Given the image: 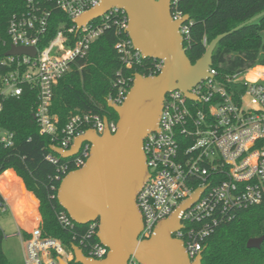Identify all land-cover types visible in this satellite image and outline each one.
Wrapping results in <instances>:
<instances>
[{
	"label": "built area",
	"instance_id": "built-area-1",
	"mask_svg": "<svg viewBox=\"0 0 264 264\" xmlns=\"http://www.w3.org/2000/svg\"><path fill=\"white\" fill-rule=\"evenodd\" d=\"M100 1L27 0L26 11L13 15L8 24L11 46L35 47L37 53L35 56H6L3 64L8 71L0 79V113L6 99L22 96L26 91L35 92V119L40 134L51 137L52 150L54 147L70 149L75 139L90 129L100 135L107 128L112 132L117 130L118 121L97 112L76 114L60 129L58 118L50 112L55 86L80 60L88 58L92 44L106 30L115 29L120 37L115 48L122 64L116 71L115 92L108 102L123 104L133 86L136 68L145 67L149 75H154L164 64L162 60L154 59L153 64L146 66V58L135 47L127 31L129 17L123 8L113 7L78 28L74 20ZM178 2L172 0L176 19L184 16L176 10ZM54 8L67 14L74 24L59 29L42 47ZM189 21L181 26L184 42L190 38ZM204 43L207 45L206 39ZM262 60L246 70L261 82L238 83L235 79L239 74L221 80L211 66L212 78L191 89L196 99L189 98L179 89L166 94L159 129L145 138L150 178L137 198L144 220L142 239L149 238L159 222L169 218L199 191L198 199L180 215L183 227L173 234L184 242L189 257L194 260L203 254L207 240L222 224L233 220L241 210L264 202L263 56ZM255 68L260 71L256 73ZM237 85H244V89ZM15 145L16 133L0 125V148L9 149ZM91 147V143L84 142L79 152L70 158H63L54 150L48 153L47 160L58 167L56 179L62 180L72 166L76 169L84 166ZM0 207L7 210L8 205ZM56 217L88 257L103 259L107 256L109 249L97 236L99 220L89 222L81 231L76 229L78 223L66 210L58 211ZM18 235L24 264L75 262L72 249L62 239L45 235L40 225L31 230L19 229ZM128 264L142 263L132 256Z\"/></svg>",
	"mask_w": 264,
	"mask_h": 264
},
{
	"label": "trees",
	"instance_id": "trees-1",
	"mask_svg": "<svg viewBox=\"0 0 264 264\" xmlns=\"http://www.w3.org/2000/svg\"><path fill=\"white\" fill-rule=\"evenodd\" d=\"M26 9L27 0H0V79L8 71L3 61L11 46L7 34L9 21L13 15ZM176 10L190 16V38L184 43L189 58L192 63H196L219 34L229 32L263 12L264 0H179ZM73 24L67 14L54 8L45 42L41 46L48 44L59 29ZM119 38L115 29L106 30L92 44L88 58L80 60V65H76L55 86L50 112L58 118L60 129L72 116L89 112L105 114L118 121L119 116L109 107L108 98L115 92L113 80L116 71L122 66L115 48ZM262 56L264 15L222 39L214 51L212 67L217 71V78L225 80L227 76L241 74L262 62ZM144 62L146 66L151 65L154 59L146 58ZM135 72L144 76L150 74L145 67L136 68ZM236 87L244 89V85ZM36 106V94L33 91H26L22 96L4 101L0 125L16 133V145L9 149L0 148V175L8 169L16 171L26 189L39 200L40 227L43 233L62 239L72 249L78 242L73 240L68 230L60 226L56 217L58 211L65 210L57 197L61 180L56 179L57 165L46 158L48 153L53 152V142L50 136L39 132V124L35 119ZM75 169L74 166L70 168ZM25 186L11 170L0 176V190L13 208L19 211V220L26 226L29 224L28 218H37V200L26 191ZM0 206H6L1 192ZM86 227L76 224L77 230L83 231ZM262 235L264 202L241 210L233 220L216 230L207 240L203 264H264V242L260 248L247 247L250 238ZM4 239V230L0 228V264H14L5 254Z\"/></svg>",
	"mask_w": 264,
	"mask_h": 264
},
{
	"label": "water",
	"instance_id": "water-1",
	"mask_svg": "<svg viewBox=\"0 0 264 264\" xmlns=\"http://www.w3.org/2000/svg\"><path fill=\"white\" fill-rule=\"evenodd\" d=\"M113 7L126 11L129 17L127 31L142 55L162 60L164 64L158 74H135L133 86L123 104L108 102L119 116L115 132L107 128L100 135L90 129L78 136L70 149L53 148L63 158H70L79 152L84 142L92 144L85 165L71 170L61 180L57 197L76 223L86 225L99 220L97 236L109 251L105 258L95 259L74 244L75 262L128 264L134 256L142 264H203V254L191 260L184 242L173 236L183 227L181 213L198 199L199 191L169 218L159 222L149 238H141L144 220L137 198L150 178L145 138L159 129L166 94L179 89L189 98L196 99L191 89L212 78L210 67L219 42L263 16L264 11L229 32L219 34L204 55L192 63L181 33V26L190 20V16L186 14L176 19L172 0H101L74 22L81 28ZM36 53L35 47L11 46L6 56H35ZM263 242L264 235L250 238L247 247L260 248Z\"/></svg>",
	"mask_w": 264,
	"mask_h": 264
},
{
	"label": "rangeland",
	"instance_id": "rangeland-1",
	"mask_svg": "<svg viewBox=\"0 0 264 264\" xmlns=\"http://www.w3.org/2000/svg\"><path fill=\"white\" fill-rule=\"evenodd\" d=\"M254 71L258 73L260 69L255 68ZM235 81L238 83H251L253 81L261 82L262 80L254 77L249 71H245L239 74ZM38 205L39 200L37 199L35 207L36 212L38 211ZM0 228H2L5 233L3 248L7 258L14 264H24L21 239L18 235V226L10 207H8L7 210H3L0 207Z\"/></svg>",
	"mask_w": 264,
	"mask_h": 264
},
{
	"label": "crops",
	"instance_id": "crops-1",
	"mask_svg": "<svg viewBox=\"0 0 264 264\" xmlns=\"http://www.w3.org/2000/svg\"><path fill=\"white\" fill-rule=\"evenodd\" d=\"M9 170L13 171L14 174L16 175V177H17L18 179H20V181H22V183H23L24 186H25L24 181H23V180L17 175V173H16V171H15L14 169H8V170H6L5 172H7V171H9ZM5 172H4V173H5ZM4 173H2L1 175H3ZM1 175H0V176H1ZM25 187H26V186H25ZM25 189H26V188H25ZM26 191H27L29 194H31V195H33V196L35 197V195H34L32 192L28 191L27 189H26ZM0 192H1V194L3 195V197L5 198L6 204H7L8 207H10V209H11V212H12V214H13V216H14V218H15V221H16V223H17L18 230H19V229H22V230H31L33 227H35V226H37V225H40V222H41V215H40L39 209H38V211L36 212V216H37V218L35 219V217H32V216H31L30 218H28V220H29V224L25 226V225H23V224L20 222V220H19V211L13 208L12 204L9 202L8 198L6 197V195H4L3 192H2L1 190H0ZM35 199L37 200L36 197H35ZM38 206H39V205H38ZM37 208H38V207H37Z\"/></svg>",
	"mask_w": 264,
	"mask_h": 264
}]
</instances>
